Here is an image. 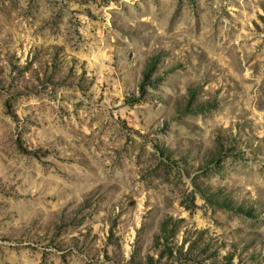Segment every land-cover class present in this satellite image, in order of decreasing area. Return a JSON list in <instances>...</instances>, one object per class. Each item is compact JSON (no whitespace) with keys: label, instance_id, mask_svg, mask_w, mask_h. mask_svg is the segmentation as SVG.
Masks as SVG:
<instances>
[{"label":"rangeland","instance_id":"1","mask_svg":"<svg viewBox=\"0 0 264 264\" xmlns=\"http://www.w3.org/2000/svg\"><path fill=\"white\" fill-rule=\"evenodd\" d=\"M0 264H264V0H0Z\"/></svg>","mask_w":264,"mask_h":264},{"label":"trees","instance_id":"2","mask_svg":"<svg viewBox=\"0 0 264 264\" xmlns=\"http://www.w3.org/2000/svg\"><path fill=\"white\" fill-rule=\"evenodd\" d=\"M151 65L152 64H148L147 67H145V69H143V76L144 77H147L148 76V73H149L148 68L151 69L152 68ZM221 202L223 203L224 201H221Z\"/></svg>","mask_w":264,"mask_h":264}]
</instances>
